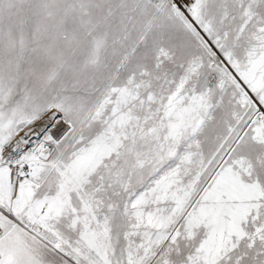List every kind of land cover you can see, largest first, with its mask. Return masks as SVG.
Masks as SVG:
<instances>
[{
    "label": "snow or ice",
    "instance_id": "snow-or-ice-1",
    "mask_svg": "<svg viewBox=\"0 0 264 264\" xmlns=\"http://www.w3.org/2000/svg\"><path fill=\"white\" fill-rule=\"evenodd\" d=\"M0 264H264V0H0Z\"/></svg>",
    "mask_w": 264,
    "mask_h": 264
}]
</instances>
